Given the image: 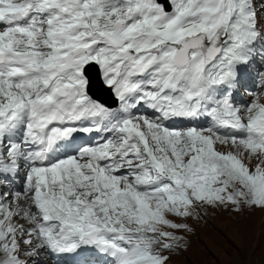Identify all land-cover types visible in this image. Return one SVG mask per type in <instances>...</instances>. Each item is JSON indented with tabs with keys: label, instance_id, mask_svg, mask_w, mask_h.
Wrapping results in <instances>:
<instances>
[{
	"label": "snow or ice",
	"instance_id": "snow-or-ice-1",
	"mask_svg": "<svg viewBox=\"0 0 264 264\" xmlns=\"http://www.w3.org/2000/svg\"><path fill=\"white\" fill-rule=\"evenodd\" d=\"M264 235V0H0V264H183Z\"/></svg>",
	"mask_w": 264,
	"mask_h": 264
},
{
	"label": "rangeland",
	"instance_id": "rangeland-1",
	"mask_svg": "<svg viewBox=\"0 0 264 264\" xmlns=\"http://www.w3.org/2000/svg\"><path fill=\"white\" fill-rule=\"evenodd\" d=\"M183 264H264V235L257 214L251 222L220 213L202 228ZM197 257V263H195Z\"/></svg>",
	"mask_w": 264,
	"mask_h": 264
},
{
	"label": "bare ground",
	"instance_id": "bare-ground-1",
	"mask_svg": "<svg viewBox=\"0 0 264 264\" xmlns=\"http://www.w3.org/2000/svg\"><path fill=\"white\" fill-rule=\"evenodd\" d=\"M195 263H197V257H196V261H195Z\"/></svg>",
	"mask_w": 264,
	"mask_h": 264
}]
</instances>
